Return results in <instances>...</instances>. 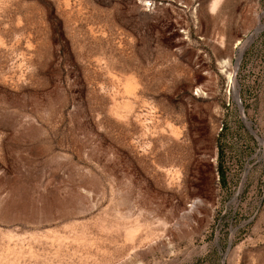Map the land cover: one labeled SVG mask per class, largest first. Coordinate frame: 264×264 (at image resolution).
<instances>
[{
    "label": "rangeland",
    "instance_id": "obj_1",
    "mask_svg": "<svg viewBox=\"0 0 264 264\" xmlns=\"http://www.w3.org/2000/svg\"><path fill=\"white\" fill-rule=\"evenodd\" d=\"M0 264H264V0H0Z\"/></svg>",
    "mask_w": 264,
    "mask_h": 264
},
{
    "label": "bare ground",
    "instance_id": "obj_2",
    "mask_svg": "<svg viewBox=\"0 0 264 264\" xmlns=\"http://www.w3.org/2000/svg\"><path fill=\"white\" fill-rule=\"evenodd\" d=\"M215 6H216V3H215ZM260 27L262 28V25H261ZM260 27H259V28H260ZM229 79H230V82H231V83H235V76H234L233 73H230V75H229ZM236 98H237L239 104L241 105V103H240V98L238 97V94H237V93H236ZM147 121H148V120H147Z\"/></svg>",
    "mask_w": 264,
    "mask_h": 264
},
{
    "label": "water",
    "instance_id": "obj_3",
    "mask_svg": "<svg viewBox=\"0 0 264 264\" xmlns=\"http://www.w3.org/2000/svg\"><path fill=\"white\" fill-rule=\"evenodd\" d=\"M262 28L260 27V28H258V30H261ZM238 97H239V94H238ZM240 98V97H239ZM240 103H241V100H240ZM246 120V122H248L247 121V119H245ZM249 123V122H248ZM249 129L253 132V129L249 126Z\"/></svg>",
    "mask_w": 264,
    "mask_h": 264
}]
</instances>
